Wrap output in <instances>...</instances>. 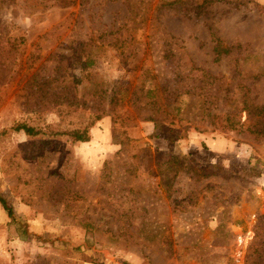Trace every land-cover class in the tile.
<instances>
[{
    "label": "rangeland",
    "instance_id": "obj_1",
    "mask_svg": "<svg viewBox=\"0 0 264 264\" xmlns=\"http://www.w3.org/2000/svg\"><path fill=\"white\" fill-rule=\"evenodd\" d=\"M0 196V264H264V0H0Z\"/></svg>",
    "mask_w": 264,
    "mask_h": 264
},
{
    "label": "trees",
    "instance_id": "obj_2",
    "mask_svg": "<svg viewBox=\"0 0 264 264\" xmlns=\"http://www.w3.org/2000/svg\"><path fill=\"white\" fill-rule=\"evenodd\" d=\"M216 53H217V58H219V56L222 53H227L229 52V47H223L221 45V43H218L215 47ZM16 129L20 130L23 129L27 134L29 135H36L40 132V130H37L36 128L32 127V126H28L25 124H21L18 125L16 127ZM71 137L74 138V140L77 141H89L91 139L90 134L86 129L84 130H74L73 132H71ZM0 203L2 204V206L4 207V209L8 212V214L13 217L14 216V209L13 206L7 201V199H5L4 197L0 196Z\"/></svg>",
    "mask_w": 264,
    "mask_h": 264
}]
</instances>
